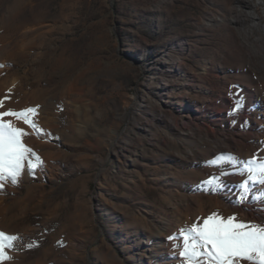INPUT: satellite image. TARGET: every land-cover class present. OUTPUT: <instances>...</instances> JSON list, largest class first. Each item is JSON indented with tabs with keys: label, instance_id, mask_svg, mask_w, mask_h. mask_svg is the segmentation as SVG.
Instances as JSON below:
<instances>
[{
	"label": "rangeland",
	"instance_id": "1",
	"mask_svg": "<svg viewBox=\"0 0 264 264\" xmlns=\"http://www.w3.org/2000/svg\"><path fill=\"white\" fill-rule=\"evenodd\" d=\"M250 9L264 25V0H0V111L36 107L47 134L4 118L43 164L0 189V231L22 238L3 264H185L169 237L214 212L264 226L261 185L238 203L244 177L224 163L264 161ZM167 121L238 144L197 139L186 162ZM222 172L231 191L213 194L202 182Z\"/></svg>",
	"mask_w": 264,
	"mask_h": 264
},
{
	"label": "snow or ice",
	"instance_id": "2",
	"mask_svg": "<svg viewBox=\"0 0 264 264\" xmlns=\"http://www.w3.org/2000/svg\"><path fill=\"white\" fill-rule=\"evenodd\" d=\"M2 105L3 100H0V106ZM240 106L237 101L233 113L239 111ZM36 114V107L20 111H0V189L5 181L17 184L25 164L33 175L43 164L40 157L24 144L23 137L29 134L25 128L4 119L14 117L37 135H47L33 119ZM234 161L235 158L230 155L224 159V163L230 164L244 177L238 185V203H242L253 195L252 190L257 184L264 185V161L254 156L245 162L243 168H237ZM211 163L217 166V161ZM228 174L222 172L202 183L207 186L208 191H216L224 187L222 176ZM169 239L178 241L176 246L181 249L179 254L184 258L185 264H241L242 261L264 264V226L238 221L234 215L225 218L214 212L204 218L202 223L182 228ZM18 240L22 238L0 231V264L12 259L9 250L16 246ZM33 246L27 245L29 248Z\"/></svg>",
	"mask_w": 264,
	"mask_h": 264
},
{
	"label": "bare ground",
	"instance_id": "3",
	"mask_svg": "<svg viewBox=\"0 0 264 264\" xmlns=\"http://www.w3.org/2000/svg\"><path fill=\"white\" fill-rule=\"evenodd\" d=\"M249 15L251 17V25L249 27L250 31L248 33V36L246 35L247 39H252L255 29H258V30L261 31V34H262L261 38L264 39V25L261 24L260 17L255 13V11L253 9L249 10ZM262 110H264V109H262ZM254 111L256 113L255 116L253 115L255 119L256 118L258 119L261 115L263 117L262 120H260L259 122L256 123V127L258 129L252 130V132L255 135V137H258L259 134H260L259 132H263L264 131V127H263L264 113H262L264 111H261V113H260L259 109H257V110L254 109ZM227 114H230V110L229 109L227 111ZM248 117H249L248 115L247 116L245 115L243 118L244 119H248ZM199 122H200V120L198 118H193V117H191V115H189L188 123H190L191 126H197ZM167 123H168L169 128L172 131H174L175 133L180 135L181 138H184V139L179 138L181 140H179L177 142L174 141V142L168 143L169 144V148L171 150H174L177 154L181 155L182 157H185L186 162H188V159H191L192 156L194 155V150L192 148H190V144L192 142L196 141L197 139H199V140H208V141L212 142L214 144V146L212 147L211 152H213V153H222V152L231 151L233 149V147L238 144L237 140L232 139L230 145L221 146L219 144L220 142L216 141V138L214 136H208L206 134H202L198 130H193L191 127H187V126L184 127V126H182V125H180L178 123H173L171 121H167ZM181 131H186V134H182ZM208 137H210V138H208ZM188 139H191L192 141H189ZM254 144H256V141H253V145ZM197 159H204V156L203 155H199V156H197ZM235 178L236 177H230L228 179L229 181H227L226 183H228V182H229V184L230 183H235L236 182ZM204 186L207 187L206 185H204ZM258 189H259L258 187H257V189L255 188V191H259ZM260 190L263 193V194H261V201L260 202L263 203V205H264V185H261ZM229 191H231L230 188L223 187V188L218 189V190H216L215 192H212V193L213 194L222 193V192H226L227 193ZM222 199L225 201V203H227L229 205L233 202V201H231V198L229 196H225V198H222ZM246 201L250 202L251 199L248 198V199H246ZM239 210L244 214V216L245 215H249L248 213L244 212L243 210H241V209H239Z\"/></svg>",
	"mask_w": 264,
	"mask_h": 264
}]
</instances>
